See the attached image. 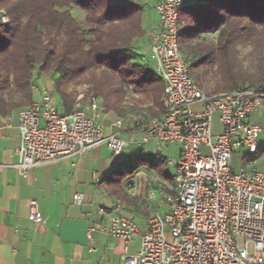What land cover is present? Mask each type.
<instances>
[{
	"label": "built area",
	"instance_id": "1",
	"mask_svg": "<svg viewBox=\"0 0 264 264\" xmlns=\"http://www.w3.org/2000/svg\"><path fill=\"white\" fill-rule=\"evenodd\" d=\"M183 2L159 0L154 5L158 26L148 34L154 75L163 85L161 117L145 111L129 125L115 120L105 132L96 99L78 98L62 113L51 92L33 84L38 99L16 114L14 168L24 178L34 167L99 146L135 160L152 155L156 162L175 167L170 188L162 192L166 210L155 212L141 233L131 219L117 213L102 229L124 242L140 239L139 251L126 255L122 264H264V172L249 159L258 153L264 135V126L250 121L255 114L264 117V94L245 88L210 96L196 86L178 43ZM0 23H7L1 11ZM169 145L180 147L175 163L162 154ZM235 150L243 152L238 157L245 165L239 170L231 166ZM28 220L41 222L35 202L29 204Z\"/></svg>",
	"mask_w": 264,
	"mask_h": 264
},
{
	"label": "trees",
	"instance_id": "2",
	"mask_svg": "<svg viewBox=\"0 0 264 264\" xmlns=\"http://www.w3.org/2000/svg\"><path fill=\"white\" fill-rule=\"evenodd\" d=\"M150 2L0 0L7 18L0 23V117L32 103L39 77L52 81L62 113L78 98H94L103 113L128 125L145 111L161 117L162 82L137 63L144 59L137 49L150 43ZM177 24L180 51L202 92L264 94V0H184ZM139 163L165 174L162 162ZM114 187L122 194L121 182Z\"/></svg>",
	"mask_w": 264,
	"mask_h": 264
},
{
	"label": "crops",
	"instance_id": "3",
	"mask_svg": "<svg viewBox=\"0 0 264 264\" xmlns=\"http://www.w3.org/2000/svg\"><path fill=\"white\" fill-rule=\"evenodd\" d=\"M154 15L155 28L158 19ZM40 86L52 93V81ZM38 97L33 94V101ZM16 114L0 117V264H122L126 255L136 254L138 237L124 242L102 229L117 213L143 232L155 212L166 210L162 192L167 186L152 184L153 178L171 184V176L165 171L157 177L156 171L140 166L138 160L141 168L136 173L135 168L124 172L127 178L121 181L126 202L114 189L119 173L115 156L99 146L71 159L34 167L23 178L14 168L18 162L14 155L18 145ZM115 120L114 114L102 112L99 122L109 132ZM147 159L156 162L152 155ZM30 202L36 203L39 224L28 220Z\"/></svg>",
	"mask_w": 264,
	"mask_h": 264
},
{
	"label": "rangeland",
	"instance_id": "4",
	"mask_svg": "<svg viewBox=\"0 0 264 264\" xmlns=\"http://www.w3.org/2000/svg\"><path fill=\"white\" fill-rule=\"evenodd\" d=\"M154 1H156V0H151L149 8L147 7L148 10L150 11V14H149L147 20L151 24V29H154L153 24H154V20H155L154 11L152 9ZM73 15L75 17L79 16L78 13H76L75 11H74ZM151 29L148 30L147 37H148V34L150 33ZM209 37L215 38L214 35H209ZM137 54L139 56H141L142 58L144 57L143 60L141 58H139L137 60V63H139L141 66H144L150 73L154 74V60L152 58V55L150 54V43H149V46H148V43L145 45H141L140 48L137 49ZM50 82H51V80L48 77H41V79L39 81H37V83H35V84L39 87V85L45 86L47 83H50ZM35 93L36 92H33L34 95H35ZM52 100H53V103L58 107L59 101H58L57 97L52 96ZM217 120H218V116L215 114L213 116V131H214V133H217L219 131V125H218ZM253 120L257 121L260 125L264 126V119H259V118L254 119V116H253L250 119V121H253ZM124 123H125V125H128L127 122H124ZM258 147H259V152H262L261 151L262 149L264 150V135H262L260 137V139L258 141ZM179 149H180V147L178 145H169V146L163 148L162 154H163V156L170 158L175 163L179 158L178 157ZM234 152L235 153H234L232 160H231V166L234 170H239L242 167H244V165H245L244 161L240 160V157H238V156H242L243 152L238 151V150H235ZM258 154L254 155L252 157H249V159L254 160L256 158L255 159V167L258 170L264 172V152L261 154L260 153H258ZM114 159L117 161L116 169L119 172L118 175L116 176V180H118L120 182L126 181L127 174H124V172L127 173L128 171L135 168V170H136L135 173H136L137 169L141 168V167H137L139 164L138 160L137 159L133 160L131 157L128 156L127 153L122 154L121 156H115ZM249 159H246V161H248ZM165 171H166L168 176H172L174 171H175V167L174 166L173 167H165ZM154 174L157 175V177L159 176V174L157 172H155ZM154 178H153L152 184H155V185L157 184V186H162L163 188H165V186H167L166 189L170 188L171 184L169 181L162 179L161 181H164V184H160V183H157V180Z\"/></svg>",
	"mask_w": 264,
	"mask_h": 264
}]
</instances>
